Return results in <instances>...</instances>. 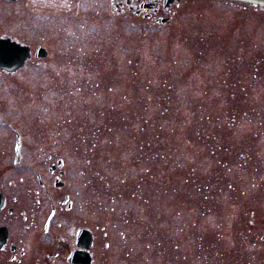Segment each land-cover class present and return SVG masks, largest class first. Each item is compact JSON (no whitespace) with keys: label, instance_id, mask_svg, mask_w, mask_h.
Wrapping results in <instances>:
<instances>
[{"label":"rangeland","instance_id":"rangeland-1","mask_svg":"<svg viewBox=\"0 0 264 264\" xmlns=\"http://www.w3.org/2000/svg\"><path fill=\"white\" fill-rule=\"evenodd\" d=\"M173 11L0 0V38L49 52L0 69V146L19 131L16 173L63 156L96 264H264V10Z\"/></svg>","mask_w":264,"mask_h":264},{"label":"flooded vegetation","instance_id":"flooded-vegetation-1","mask_svg":"<svg viewBox=\"0 0 264 264\" xmlns=\"http://www.w3.org/2000/svg\"><path fill=\"white\" fill-rule=\"evenodd\" d=\"M110 3L118 15L130 12L167 24L181 0H110ZM3 131L9 136L14 132L15 141L0 146V264H96L98 247L94 230L85 219L80 222L89 208H77L76 185L65 180L67 168L63 156L55 154L56 162H51L49 173H39L38 167L13 172L12 149L18 147L15 154L21 153L24 141L19 131L11 130L10 126ZM19 158L24 159L18 155L16 160ZM100 253H104L102 248Z\"/></svg>","mask_w":264,"mask_h":264},{"label":"water","instance_id":"water-1","mask_svg":"<svg viewBox=\"0 0 264 264\" xmlns=\"http://www.w3.org/2000/svg\"><path fill=\"white\" fill-rule=\"evenodd\" d=\"M251 3L264 8V0H235ZM37 57L47 56V51L39 47L36 52ZM31 57L30 47L22 45L11 38H0V69L15 72L25 65Z\"/></svg>","mask_w":264,"mask_h":264}]
</instances>
